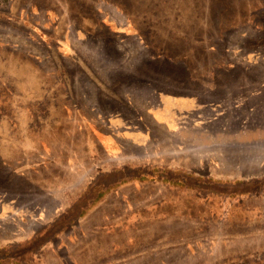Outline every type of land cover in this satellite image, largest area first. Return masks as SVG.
Returning <instances> with one entry per match:
<instances>
[{
    "label": "rangeland",
    "instance_id": "1",
    "mask_svg": "<svg viewBox=\"0 0 264 264\" xmlns=\"http://www.w3.org/2000/svg\"><path fill=\"white\" fill-rule=\"evenodd\" d=\"M88 1L78 20L64 0H0V247L28 241L101 170L264 172V0L222 2L214 39L230 70L196 97L131 77L150 54L136 8ZM92 17L112 43L93 31ZM192 185L117 184L54 233L36 261L264 264V192L225 196Z\"/></svg>",
    "mask_w": 264,
    "mask_h": 264
},
{
    "label": "trees",
    "instance_id": "2",
    "mask_svg": "<svg viewBox=\"0 0 264 264\" xmlns=\"http://www.w3.org/2000/svg\"><path fill=\"white\" fill-rule=\"evenodd\" d=\"M70 3L75 18L83 20L91 8L88 0H64ZM128 13L136 12L134 19L144 34L150 54L143 58L131 77L148 78L149 83L157 84L158 89L169 95L192 97L206 90H215V78L228 74L226 64L217 59L219 40H215L217 29L223 25L227 10L222 0H117ZM182 1H185L183 4ZM222 3V5H221ZM222 6V7H221ZM95 29L101 30L108 42L112 33L107 26L92 17ZM136 20V21H137ZM135 22V21H134ZM142 25V26H141ZM178 96V95H177ZM246 134L253 137L257 131ZM264 136V134H263ZM9 176V174L7 175ZM253 176V177H252ZM132 181H160L168 184L195 185L204 192H217L230 196L235 194H256L264 192V172L252 174L247 179L236 176H193L181 169L169 166H154L147 163L120 165L101 170L54 218L46 223L37 233L27 237L28 241L14 247H0V263L38 264L37 252L51 240V236L60 233L70 223L81 219L89 212L93 203L101 195L116 188L117 184ZM32 253L27 256L28 253ZM17 262H12L13 259ZM19 260V261H18Z\"/></svg>",
    "mask_w": 264,
    "mask_h": 264
}]
</instances>
